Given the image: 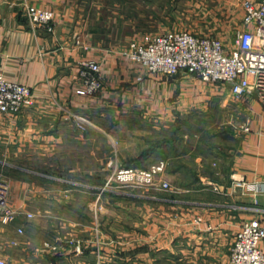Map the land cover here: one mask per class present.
I'll use <instances>...</instances> for the list:
<instances>
[{"label": "crops", "instance_id": "0c3cea01", "mask_svg": "<svg viewBox=\"0 0 264 264\" xmlns=\"http://www.w3.org/2000/svg\"><path fill=\"white\" fill-rule=\"evenodd\" d=\"M117 1L124 5L123 14L116 7ZM128 1L0 0V69L8 80L31 87L35 100L17 114L0 112V172L10 180V202L19 212L11 224L0 222V257H5L8 264H66L68 255L79 256L76 264H226L241 225L264 219V107L255 94L243 96L251 103V111L237 125L233 142L228 141L218 154L220 179L213 181L217 187L200 176L194 185L178 187L168 197H162V191L152 187L148 192L153 195L144 198V205L149 204L147 212L138 211L139 218H132L130 214L135 213L127 204L142 197L109 186L108 171L104 175L101 169L80 164L87 157L93 161L100 155L96 147V152L83 147L72 154L67 149L59 151L60 161L73 154L79 161L69 172L59 173L60 181L57 175L33 170V161L45 156L46 151L57 147L60 150L72 141L82 145L100 141L110 144V152L108 147L101 151L109 167L114 162V130L127 127L122 118L130 123L138 116L157 122L151 129L158 134L162 128L172 129L179 116L204 111L213 96H226L229 91L233 95L222 82L216 85L220 91H215L195 73L150 74L131 61L126 53L129 42L154 32L146 24L132 22L133 7ZM217 1V9L229 17L224 26L220 24L228 28L227 32L221 30L217 36L230 47L235 39V31L230 30L244 15L247 0ZM31 7L53 11L54 32L32 22L28 16ZM243 28L247 27L242 21L235 30ZM78 39L81 44H76ZM85 58L101 63L105 87L95 95L86 94L79 76L80 61ZM105 112L119 120L109 125L95 119ZM136 134L144 143L141 141L139 150L128 158L138 156L151 139L148 130ZM162 152V147L157 148L148 160ZM170 154L166 158L173 159ZM170 170L181 172L182 168ZM38 198L56 209L58 214L49 216L58 219L40 221L28 216L38 215L31 208ZM85 205L94 214L87 217L79 213ZM72 207L77 211L70 219L65 214ZM98 208L103 210V216ZM112 209L115 214L109 213ZM67 225L71 229L65 234ZM119 225L121 236L116 234ZM102 227L111 240L109 244L114 245L115 240L120 247L103 248L84 240L80 255L70 245L58 251L43 247L45 240L98 235ZM18 228L24 232L19 233ZM58 228L65 232L60 233ZM47 230L58 234L51 237Z\"/></svg>", "mask_w": 264, "mask_h": 264}, {"label": "rangeland", "instance_id": "374dc122", "mask_svg": "<svg viewBox=\"0 0 264 264\" xmlns=\"http://www.w3.org/2000/svg\"><path fill=\"white\" fill-rule=\"evenodd\" d=\"M126 1L129 2L128 0ZM130 2H132L130 8L133 7L131 8L133 14L130 16V18H132V22L141 23L142 25L146 24L147 26H149L148 30H153V32H158L161 30L184 29L198 34H210L216 36L220 34L219 31L226 29L227 32L228 30V28H224L223 26L224 23H226L225 20H227L229 17L221 14V10L217 9V0H131ZM123 6L124 5H122L121 2L117 1L116 7L120 9L118 10L120 11V14L124 13L122 9L124 8ZM240 16V20L233 26L234 28L230 30V33L232 31L236 32L235 27L241 24L243 15L241 14ZM221 23L223 26H220ZM160 25L161 27H163L162 29H160ZM225 35L227 36V33H225ZM225 42L228 43L227 41ZM209 83L212 85V87L215 88V91L216 89H220L219 87H216L218 82ZM243 96L235 97L230 93V91L226 94V96H224L223 94H221L219 97L213 96L206 104L204 111L198 110V112L182 116L181 121L183 123H181L182 125L179 128V136L173 143V146H175L176 149H174L173 147L172 150L170 149V144L168 145V148L170 149L169 152L173 153L169 154L171 156L174 155L173 159L166 158L164 152L163 155H156L151 160L147 159L146 162H144V166L136 164L126 165L124 163L129 160L128 157H130V153L139 150L140 142H143V139H140V134L136 133H144L146 132V130H148V132H151L149 137L155 140L170 138V128H162L160 131H158L159 133L156 134L155 129H151V126L155 123L157 124V122L145 121L138 116L135 117V119H132V123L129 122V119L122 118V122L127 127H116V131L114 130L113 134L115 135L116 141L114 144L113 165H109L108 167L105 155L101 154V151H105L106 147L109 148L110 152V144H107L105 142L102 143L100 141L95 145H82V143L80 142L75 143L72 141L71 143H69V145L67 144L61 146L60 150L59 147H57L55 150L46 151L47 154L45 156L41 155L40 158L33 161V170L42 174L49 173L57 175L56 178L58 181H60V177L58 176L60 175L59 173H62L64 171L69 172L70 169L74 168L76 162L79 161L76 160L74 154L70 158L60 161L59 151L67 149V151H72V154L76 149L81 150L82 147L84 150L92 148L93 151H95L96 149H98L100 155H98L96 159L90 161V159L87 157L85 158V160L81 161L80 164L86 167L101 169L100 171H102L104 175L106 171H108L109 179L107 184L109 186H117L121 189L129 190L132 193L131 196H138L140 198L142 197L143 200H139L138 202H130V204L126 203L127 205H129V208L132 207V209H130L129 211L135 213V215L130 214L132 215V218H139L137 212H142V210L144 212H147L148 209H146V207H148L147 205L149 204L146 202V205H144V198L147 199L150 197V195H153V193L148 192V189L152 190V187H154L155 189H158V191H162V197H168L170 194L175 193V191H172L171 189H164L159 184V181L161 180L170 181L172 186L175 189H178V187L194 185V180L196 179V177L200 176L203 180L205 179L206 182L208 181L209 184L211 183L213 188L217 187V184H215L213 181H217L220 179L218 174V154L219 152H222L221 150L224 149V146L228 141H230V143L233 142L232 139L234 138V131L237 125L239 126L240 124H242L247 119L251 111L248 107L251 103L248 100H245ZM253 98H255V96ZM95 119L100 121L101 123L109 125L119 120V118L112 116L110 112L109 114L105 112L103 116L98 115L97 117L96 115ZM132 130L135 132L132 133ZM176 154L180 155L179 160L174 159ZM159 158L164 159L167 163L165 170L157 175V182L155 185H143L133 182H120L117 180L116 173L118 169L122 167L147 169L153 163H156L158 160H160ZM210 158H212L211 161H209ZM177 161L179 164H184V166L181 167L182 171L171 172L170 169L176 167L175 164L177 163ZM191 169L192 172H190ZM166 175H168L169 178H166ZM68 178L73 179L74 177ZM206 191L208 193V196H210V190L207 189ZM85 199L86 198L84 197L83 202L86 201ZM31 208L34 209L32 211L37 210L38 212L37 216L33 215L31 217L32 219H39L40 221H43L44 219H54L55 221V219H58L55 218L57 216H49L57 215L58 213L56 209L49 207V203H45L44 198H38L37 200H35ZM75 211H77L76 207L68 208L65 215L68 218L72 219L73 217H75ZM79 211V213L87 217L94 214L93 210L87 205L83 206V208ZM98 211L100 212V216H103V210L98 208ZM115 212V209L109 210V213L111 214H115ZM130 224L135 226L133 222H130ZM120 226L121 225L118 226L119 228H116V234L118 236H121L123 232ZM65 229L66 232L63 228H60V233H63L64 231L65 234H68L67 232H69L68 230H70L71 227L67 225ZM47 231L46 234L50 235L51 237H54V235L58 234V231L55 230ZM106 236V229L102 227V229L99 228L98 235L89 237L88 235H85V237L68 235V237L66 236L65 239H71L74 241L79 240L83 244V248L84 240L87 242L90 240L89 242L91 243V245H98L103 248L107 246L113 248L116 247L115 245H119L120 247L119 242L115 241L114 239V245L109 244L111 240L108 241ZM115 239L123 241V238L121 237H118V239L116 237ZM70 246L73 245L71 244ZM75 253L77 255L81 254L76 250ZM75 256L68 255L67 259L69 262L66 264L78 263L79 256Z\"/></svg>", "mask_w": 264, "mask_h": 264}, {"label": "built area", "instance_id": "2783aa9c", "mask_svg": "<svg viewBox=\"0 0 264 264\" xmlns=\"http://www.w3.org/2000/svg\"><path fill=\"white\" fill-rule=\"evenodd\" d=\"M28 16L34 24L54 32L53 11L31 7ZM242 21L247 28L236 30L230 47L217 35L198 34L190 30H162L144 39H132L126 53L147 73L168 76L180 71L195 73L206 82L226 84L235 97L255 94L264 107V0H247ZM76 44H81V40L78 39ZM101 68V63L96 59L80 61L79 76L86 94L95 95L105 87ZM34 102L31 87L8 80L0 69V112L14 115ZM81 121L85 122V118H81ZM166 163L160 159L147 169L122 167L116 173L117 180L155 185L156 177L165 170ZM159 184L166 190L177 191L170 181L161 180ZM10 191L9 178L0 172V222L4 225L11 224L19 214L10 202ZM28 216L32 217L33 214L28 213ZM18 232L22 234L24 229L18 228ZM71 244L77 252L83 253V244L79 240H45L43 247L58 251ZM0 264H8L7 259L0 257ZM226 264H264V219H252L241 225Z\"/></svg>", "mask_w": 264, "mask_h": 264}, {"label": "trees", "instance_id": "16d2710c", "mask_svg": "<svg viewBox=\"0 0 264 264\" xmlns=\"http://www.w3.org/2000/svg\"><path fill=\"white\" fill-rule=\"evenodd\" d=\"M181 118L182 117H178L174 123H173V128L170 130V138H166V139H161V140H155L153 138H151L149 140V143H148V146L143 149L140 154H138V156L136 157H132V158H129V160L127 162H124L126 165H132V164H136V165H141V166H144V162H146V160L153 154V152L157 149V148H160L162 147L163 148V154L165 152V157H168L169 156V150L172 149L173 150V147L174 149H176L175 146H173V143L175 142V140L178 138V133H179V128L180 126L182 125L181 123H183L181 121ZM172 144L170 149L168 148L169 144ZM165 149V150H164ZM173 154V153H171ZM174 156V155H172ZM179 157L180 155L176 154V156L174 157L175 160H179ZM174 163V162H173ZM178 164V165H177ZM176 167H173V169H181L182 166H184L183 163L179 164L178 161L177 163L175 164ZM190 172H192V169L190 170ZM198 177H196L197 179ZM195 179V180H196ZM194 180V181H195Z\"/></svg>", "mask_w": 264, "mask_h": 264}]
</instances>
